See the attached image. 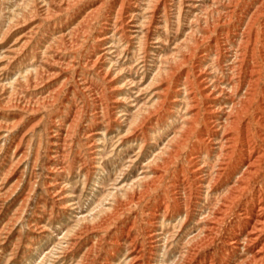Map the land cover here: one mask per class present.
<instances>
[{
  "label": "bare ground",
  "instance_id": "6f19581e",
  "mask_svg": "<svg viewBox=\"0 0 264 264\" xmlns=\"http://www.w3.org/2000/svg\"><path fill=\"white\" fill-rule=\"evenodd\" d=\"M78 1L30 0L18 13L19 0L8 6L15 15L0 42L27 21H42L34 34L9 46L0 79L11 81L0 83V101L36 110L56 100L61 89L35 99L27 94L57 78L56 65L73 67L76 58L65 59L66 47L74 49L87 36L102 4L76 22L53 28L49 22ZM205 1L179 0L176 17L182 28L174 35L181 33L182 39L171 53L170 36L152 38L159 9L168 10L167 0H151L144 22L139 21L141 5L130 8L122 0L94 38L83 64L107 84L110 99L100 100L102 110H92V121L102 127L86 129L89 163L81 164L78 174L86 184L96 182L105 162L116 163L120 157L129 160L116 170L118 181L139 167L142 172L129 184H114L106 197L109 206L96 221L81 218L78 228L66 232L62 260L74 258L89 234L97 232L101 239L82 255L85 264H264V0H210L209 6ZM43 25L44 35L35 41ZM137 49L142 56L132 64ZM28 58L39 65L24 73ZM133 76L141 77L137 82ZM91 83L82 78L80 86L95 94ZM141 97L149 100L139 105ZM9 123L6 127L13 128ZM19 161L5 164L6 176L17 170ZM56 186L52 224L72 220L78 208L73 196ZM132 208V219H123ZM176 250L179 254L171 257Z\"/></svg>",
  "mask_w": 264,
  "mask_h": 264
},
{
  "label": "rangeland",
  "instance_id": "374dc122",
  "mask_svg": "<svg viewBox=\"0 0 264 264\" xmlns=\"http://www.w3.org/2000/svg\"><path fill=\"white\" fill-rule=\"evenodd\" d=\"M12 1L13 0H0V39L4 31L6 32L11 17L15 15L14 12H10L13 6L10 10L8 7L11 6L13 3ZM29 1L19 0V3L22 4V8L17 9L16 12L18 13L20 10L26 9L30 3ZM121 1L122 0H80L70 10L62 11V17L60 16L57 20L49 22L52 28L56 25H64L72 21L76 22V19H79L80 16H84L85 13L89 11L88 9L102 4L98 12V17L92 23L87 36L80 37L78 39L80 44L77 42L78 46L74 49L66 47L67 52H65L66 54L64 53L66 55L65 59H71L73 56L76 58L73 67L68 70H61V66L56 65V70H60L59 75L56 76L57 78L54 77L50 80L51 82L45 83L39 89L32 91L31 94H27V98L31 97L30 99H35L40 97V95L45 96L51 91L61 89L53 103L46 104L36 110H22L12 105H6L3 100L0 101V195H2L0 196V203H2L0 204V208H2L0 209V243L5 242V244H3L4 246L0 244V264H85V262L82 261V255L92 247L91 244L96 245L99 243L97 240L101 239L102 234L100 233L95 232L89 234V242L79 249L78 254L74 258L70 256L71 259L69 258L67 261L59 258L61 249L65 244L66 232L74 230V227L75 229L78 228L82 224V219H84V217V220L89 219L93 222L96 221L95 218L97 219L100 210L105 208V206H109V199L107 200L106 197L109 191H111V188L114 187V184L118 181L119 173H116V170L122 167L121 164H126L129 160L128 158L120 157V159L116 160V163L106 161L104 164L105 171H100L95 175V177L98 178L96 182L93 180L86 184V180L83 179V176L78 174L81 164L85 165L89 163L87 162V151L85 147L86 139H84L86 129L88 127L93 129L102 127L92 121V110H102V102H107L110 99V90L107 84L97 73L85 66L83 60L87 55L92 53L94 38L101 34L100 30L103 29V23L107 21V18L110 17L111 19V17L115 15V11L119 8ZM150 2L151 0H141L140 2L136 0H125L126 5L130 8H134L138 4L141 5L142 18L139 19L140 22H144L145 18L143 13L150 5ZM167 4L168 10L164 11V8H160L157 13L154 26L158 25V28L152 35V38L155 40L158 38H165L164 40H166L168 36H170L173 40L167 52L171 53L175 50L174 47H176V44L182 39L181 33H178V35L175 33L176 36L174 35L177 29L179 30V28H182V23L180 22L179 26V21L176 17L179 12V0H167ZM211 4L213 3L210 0L205 1V5L209 6ZM164 13L173 15V18L166 19ZM41 21L40 18L27 21L25 26L19 28L16 33L9 35L0 42V67L7 65L6 54L9 51V46L15 45L22 39L24 40L27 36L34 34ZM45 29L46 25L40 28V33L35 35V41L43 37ZM31 47L34 48L35 46L32 44ZM132 56V64H135L138 62V59L141 58L142 51L137 49ZM26 63L27 66L22 70L24 73H26L27 70L33 71L36 69V66L39 65V63L35 64L30 58H28ZM44 68L51 69V66ZM13 71L17 72L15 69H13ZM133 77H136L135 79L138 82L141 76ZM150 77L147 79L149 80ZM82 78H85L90 83L92 81L91 85L92 88L94 87L93 89H95V94H91L88 91L85 92V90L81 88L80 81ZM148 80L145 84H147ZM10 81V79H0V83L2 84L7 83L8 85ZM147 99L148 98L141 97L139 105L147 103L149 100ZM9 122L12 126L14 125L13 128L6 127ZM102 131L103 130L100 129L97 130L96 133H102ZM95 139L99 141L102 139V135L98 134ZM56 143H60V145L65 143V148L63 145L62 147L64 149L60 145V147H58ZM70 143H72V145ZM113 148L114 146L109 147L110 150ZM134 155L135 153L131 152L129 156L133 158ZM115 157L114 155L113 158ZM11 159L14 161L19 159L20 161L17 170L8 177L5 174L4 167ZM35 166L38 167L36 168ZM140 172H142L141 167L122 179V182L118 181L117 186L129 184L141 174ZM106 174L110 176L107 177ZM54 181L56 182L54 183ZM56 183L57 185L59 184L66 193H70L73 196V202H76L75 207L78 208H75L76 216L72 220L62 218L59 223L52 224L50 214L57 206L55 189L58 186L55 187ZM99 203H104V205L102 206V204L100 205ZM79 204H81V207ZM132 213L133 208L127 211L126 217L125 214L123 215V219H132ZM36 224H39V227L36 228ZM3 227L6 228V231H4L5 228ZM6 235L9 237H4ZM4 238H7V240ZM102 243L106 246L107 240H103ZM32 248L35 250H32ZM102 250L101 253H105V251H109L110 249L108 247L106 250ZM28 254L30 258L27 257L26 260L22 261L21 257ZM178 254V250L171 252V257ZM56 259H58V261ZM94 264L99 263L97 262Z\"/></svg>",
  "mask_w": 264,
  "mask_h": 264
}]
</instances>
